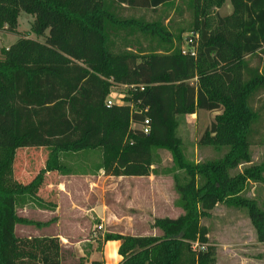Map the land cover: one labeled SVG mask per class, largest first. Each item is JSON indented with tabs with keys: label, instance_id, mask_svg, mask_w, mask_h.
I'll return each instance as SVG.
<instances>
[{
	"label": "trees",
	"instance_id": "1",
	"mask_svg": "<svg viewBox=\"0 0 264 264\" xmlns=\"http://www.w3.org/2000/svg\"><path fill=\"white\" fill-rule=\"evenodd\" d=\"M224 1L181 0L192 14L188 33L198 34L183 52L188 29L171 31L170 16L164 24L118 12L174 11L178 0H0V31L18 35L0 49V264H67L72 251L59 237L16 232L18 224L48 222L23 218L15 207L22 196L36 197L47 172L75 173L62 154L93 150L106 176L150 175L154 148L169 150L184 172V181L174 176L183 213L155 217L159 235H104L120 241L119 264H215L200 219L220 203L243 210L264 242V206L243 195L249 182L264 184V161L253 163L250 151L260 117L251 101L264 92V57L256 66L247 59L264 52V0H229L231 12L221 15ZM21 11L33 16L31 32L42 41L17 31ZM138 33L157 45L132 50L123 39ZM114 85L127 86L125 103L108 106ZM199 109L219 111L199 143L225 151L196 163L184 159L177 127ZM145 118L148 133L132 126ZM39 148L48 152L43 167L28 183L17 182V151ZM195 241L205 249H194Z\"/></svg>",
	"mask_w": 264,
	"mask_h": 264
},
{
	"label": "rangeland",
	"instance_id": "2",
	"mask_svg": "<svg viewBox=\"0 0 264 264\" xmlns=\"http://www.w3.org/2000/svg\"><path fill=\"white\" fill-rule=\"evenodd\" d=\"M177 3L180 4V8L179 10L174 11L170 8L165 9L161 7L154 11L149 9L126 8L125 10L118 12L123 16H132L144 21L163 20L164 24L167 23V17L170 16L171 24L169 23L168 26L171 31L176 33L181 28L188 29L182 33L180 43L182 49L187 50L185 36L186 34H189V29H192L190 28L192 14L187 4L181 3V0H178ZM231 10L232 7L229 0H225L223 5L217 9V12L221 15H227ZM32 21V15L21 11L18 16L17 31L21 34L28 35L31 38L42 41L43 38L37 37L31 32ZM136 37H138V39H123L132 46V50H138L139 46L146 50L149 46L152 47L157 45V40L151 39L149 36L138 33ZM17 39L18 35L16 33L1 30L0 49L13 44ZM116 42L117 45L121 44L120 39H117ZM263 57L264 52H259V54L247 59L249 60L250 66H256L258 64L261 65ZM126 88L127 87L123 85H114L111 88L112 91L110 93L112 95V100L118 102L119 99L126 94ZM251 106L259 111L260 117L259 120L253 124L254 130L250 137V151L253 163H260L264 161V92H258V94L254 96L251 101ZM218 113L219 111L199 109L196 114H187L179 118L177 136L181 139V148L186 161L198 163L199 161L206 159H216L225 151V149L217 151L212 146L199 143L205 128L210 125L215 115ZM47 155V151L39 152V150L36 151L33 149L20 150L13 163V173L19 169V174L18 172L14 173V179L20 183H25L23 180L29 179V175L32 179L40 168L43 167ZM61 158L66 165L71 167L72 172L75 173L61 174L63 184L67 186V188H64L69 194L64 193L65 195L61 199L62 203L59 205L58 211L55 213H47L45 216L41 217L35 212V207L28 208V211L26 212L18 209V205L15 207L19 216L20 214L21 216L22 214H25L28 215V217H26L28 220L40 222L45 220L44 222H48L46 226L47 228L42 230V233L47 236H55L56 232L63 233L65 231L64 228H61L62 225L58 226L56 229L52 223L60 218V214H71L69 205L75 207L72 200L79 204V207L75 208L80 212H78V216L80 217H82L81 213L84 211L81 209V206L85 207L94 203L96 210L103 213V221L99 218L90 221L91 226L93 224L96 226L100 223L103 224L101 229L96 227L99 232V238H103L107 233L159 235L161 233L160 230L152 227L153 219L155 217H176L183 213L182 208L177 203L178 194L174 185V176H177L179 181H184V172L175 166L172 154L167 149H153L152 171L150 175L141 178L139 176H110L108 179L105 178V180V175L100 174L97 169V166L102 160L101 152L98 150L75 154H62ZM244 166L245 165L239 166V169ZM91 168L97 169L94 171L95 173ZM76 174L79 177L80 175L85 176L87 174V178H89V176L96 177L98 185L92 187L87 181L82 182L81 185L76 182H71L70 176ZM51 176L50 179L56 180L58 173H51ZM98 176H101V178L99 179ZM148 176L151 177L148 178ZM146 179H150L153 183L157 182V185H148ZM133 184L135 186L132 188ZM243 195L249 198L259 199V202L264 206L263 183L249 182ZM52 200H54V198H51V201ZM47 206L43 207L47 210L54 211V207H51L50 205ZM75 215L76 214L72 213V217H75ZM77 222L78 223H73L81 228L77 230L78 232H72V235L67 236V242L59 236L64 250L72 251L73 258L68 254L66 257L67 263L69 262L70 264H77L78 262H81L82 259H85L84 256H79L81 251H78V249L80 250L81 248L85 253L86 249H91V244L93 246L95 245V242H91L95 237L92 236L90 224L85 223V220L81 218L77 220ZM200 223L207 227L208 242L214 247L215 251V264H263L261 263L263 262L261 259L264 258V242L257 241L254 228L248 219L247 214L243 210L229 207L225 204H219L211 210L207 217H202ZM22 225L19 226V229L24 230H19L20 233L25 236L37 235L34 233L37 231L36 228H38L36 225ZM69 225L71 226L70 223L65 226L68 228ZM103 230L104 235L102 236L101 232H103ZM100 241L101 240L96 243L95 248H101ZM69 242L72 246L69 245Z\"/></svg>",
	"mask_w": 264,
	"mask_h": 264
},
{
	"label": "crops",
	"instance_id": "3",
	"mask_svg": "<svg viewBox=\"0 0 264 264\" xmlns=\"http://www.w3.org/2000/svg\"><path fill=\"white\" fill-rule=\"evenodd\" d=\"M23 150H28V149H23ZM38 150H39V152H41V151H44V152L47 151V149H43V148H39ZM19 151L20 150L17 151L16 156H17V154H18ZM17 169H18V167H17ZM91 170L94 172L97 169L91 168ZM17 172L19 174V169H18V171H15L14 173H17ZM98 172L100 174L104 175V172H103L102 169H99ZM51 173H54V172L53 171H50V172H47L45 174L44 180H43L41 186L39 187L38 192H37L35 198H30L28 196H22L21 199L18 200V204H17L18 205V209H21V211L23 210V211L26 212V211H28V208L35 207V209H34L35 212L38 213L37 215H39L41 217L42 216H45V214H47V213L48 214L49 213H55V212L58 211L59 205L62 203L61 202V199L65 195L64 193L69 194V192L65 189V188H67V186H65L63 184L62 175L59 174L58 172H55V173H58V177H57L56 180L55 179L52 180V179H50V177H52L51 176ZM81 177L82 178H85V179H82ZM87 177H88V174L85 175V176H81L80 175V177L77 176V174L76 175H71L70 176V178H71L70 181L71 182H76L79 185H81L82 182L87 181L88 184L91 185L92 187L98 185V180H97L96 177H93V176H89V178H87ZM109 177L110 176H106L105 175L104 176V179L105 178L108 179ZM136 177H138V176H136ZM139 177L141 178V177H144V176H139ZM150 177L148 176V178H150ZM28 178L29 179L23 180V181L25 183H28L29 181L32 180L30 175H29ZM98 178L100 179L101 176H98ZM146 180H147L146 183H148V185H157V182H154L153 183V181H150V179H146ZM133 186H135V185L133 184L132 185V188H133ZM51 198H54V200L51 201ZM72 202H73V204H74V206L76 208L79 207V204L78 203L74 202L73 200H72ZM94 204H90L89 206H85L86 208L81 206V209L84 210L81 213L82 214L81 215L82 217L78 216L80 212L75 207L69 205L70 210H71V214H69V215L68 214H66V215H61L60 214V218L58 220L56 219V221L54 223H52L56 227V229H57L58 226L62 225L61 228L62 229L64 228V230H65L63 233L56 232L55 233L56 234L55 236H57V237L60 236L61 239H63L65 242H67V239H68L67 236L72 235V232H76L78 229L81 228L80 226H77V225H75L73 223V222L78 223L77 220H79L80 218L81 219H84L85 220V223L90 224V226H91V222L90 221L93 220V219H95V218L96 219L99 218V219H101L103 221L104 220L102 218V217H104L103 213L98 212L96 210V208L94 207ZM220 204H222V203H220ZM41 205H55L54 206V211L47 210V209H45ZM218 205L219 204H217L216 206H218ZM72 213L73 214H76L75 217H72ZM20 216H21V214H20ZM22 216L25 217V218L28 217V215H25V214H22ZM169 217H171V216H169ZM173 218H175V216ZM40 220H42V219H40ZM44 221H42V222H44ZM68 223H70L71 226L69 225L68 228H67L65 225H67ZM52 224H50V225H52ZM20 225H22V224L16 225L15 226V230H16V232L19 235H24V234H22V233L19 232V230H24V229H19V226ZM98 225H102V227H103V224L102 223H100ZM96 227L97 226L94 225V224L91 226L92 236L95 237V239L92 240L91 242H93V243L95 242V245L93 246L91 244V249H86L85 250V253L82 251L81 248H80V250L78 249V251H81L79 253L80 254L79 256H84L85 259H82L81 262H78L77 264H119L120 261H121V259H122L121 256L118 253V247H119L120 241L119 240H108V241H106L104 239V237L103 238H99V235H98L99 232L96 229ZM46 228H47L46 226H43L41 228H36L37 231L34 232V233H36L37 236L46 235V234H43L42 233V230H44ZM101 234H102V236L104 235V230H103V232H101ZM120 234L133 235L132 233H120ZM133 236H136V235H133ZM207 237H208V235H207ZM99 240H101L100 241L101 242V248L100 249H97V247L95 248V246H96V243H98ZM69 245L72 246V244L70 242H69ZM77 255H78V253H77ZM70 257L73 258V254ZM261 260L263 261L261 263L264 264V258H262ZM67 264H70V263L68 262Z\"/></svg>",
	"mask_w": 264,
	"mask_h": 264
},
{
	"label": "built area",
	"instance_id": "4",
	"mask_svg": "<svg viewBox=\"0 0 264 264\" xmlns=\"http://www.w3.org/2000/svg\"><path fill=\"white\" fill-rule=\"evenodd\" d=\"M198 38V34L197 33H195V32H191V33H189V35H188V37H187V39H186V42H187V44L188 43H193L194 42V40H196ZM185 51H187V50H183V52H185ZM191 52L193 51V49H191L190 50ZM193 53V52H192ZM123 86H125V87H127L126 85H123ZM131 86H134V85H131ZM138 87H139V89L140 90H143L144 89V86L143 85H138ZM110 97V98H109ZM109 97L107 98V100H106V104L108 105V106H110V105H112V104H114V103H121V104H124L125 102L124 101H122V97L119 99V101L118 102H115V101H113L112 100V95L110 94L109 95ZM146 110V109H145ZM138 126L144 133H148L149 131H150V127H149V120H148V118H145L144 119V122H142V123H140V124H133L132 126L134 127V126ZM97 228L98 229H101L102 228V225H98L97 226ZM205 247H206V245H200L199 244V242L198 241H195V242H193V248L194 249H199V250H203V249H205Z\"/></svg>",
	"mask_w": 264,
	"mask_h": 264
}]
</instances>
